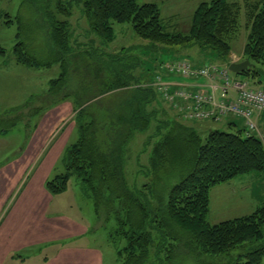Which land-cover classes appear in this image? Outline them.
<instances>
[{
  "label": "trees",
  "instance_id": "obj_1",
  "mask_svg": "<svg viewBox=\"0 0 264 264\" xmlns=\"http://www.w3.org/2000/svg\"><path fill=\"white\" fill-rule=\"evenodd\" d=\"M78 2L91 31L104 45H110L116 38L114 24H131L138 37L160 50L197 47L213 51L225 61L232 55L231 39L238 32L242 13V7L230 0L203 2L193 14L189 31L178 33L166 30L161 9L154 3ZM60 8L65 16H71L69 9L63 5ZM245 14L249 33L244 58L253 67L240 76L256 79L264 75V1L246 2ZM69 28L68 22L54 23L48 31L60 56L58 64L64 62L70 49ZM15 52L17 63L24 67L51 66L40 63L24 43L17 45ZM5 54L0 46V56ZM106 70L84 69L91 74L86 73L82 79L80 99L88 96V83L107 81ZM76 71L81 69L71 73L63 69L60 78L50 82L45 96L32 98L15 112L22 114L29 110L35 116L64 102L71 96L68 89L71 77L78 75ZM147 78L149 74L146 79H137L132 73L126 76L124 69H113L111 84L100 87L96 97L86 98L78 111L79 141L67 151V173L48 181V192L60 195L68 190L71 178H77L83 194L92 199L98 219L104 223L116 221L110 239L114 243L125 242L118 252L121 264H179L181 240L171 222L186 233L185 246L191 254L206 264H219L211 259L229 256L248 246L255 247L227 264H262L264 204L248 216L216 225L208 222V216L213 188L242 176L264 174V130L262 138L246 135V127L237 134L211 131L203 140L179 115L169 116L156 90L143 87L142 83L152 81ZM257 85L264 89L263 83ZM35 102L39 106H34ZM167 107L172 111L170 105ZM14 127L15 120L10 126L4 120L0 123V134ZM148 132L151 133L141 155H146L149 164L145 168L139 165L132 176L127 171L130 141L135 134ZM155 139L158 141L152 144ZM134 177L151 182L134 185ZM172 178L175 184L170 183Z\"/></svg>",
  "mask_w": 264,
  "mask_h": 264
},
{
  "label": "rangeland",
  "instance_id": "obj_2",
  "mask_svg": "<svg viewBox=\"0 0 264 264\" xmlns=\"http://www.w3.org/2000/svg\"><path fill=\"white\" fill-rule=\"evenodd\" d=\"M211 0H140L139 4L154 3L157 4L162 12V17L165 19V23L168 31L187 33L190 29L189 17L192 12L200 3L210 2ZM258 0H251L255 2ZM231 3H237L242 7V13L240 18V26L238 32L231 39L232 55L236 54L241 56L243 49L247 43L248 30L246 27V14H245V2L244 0H230ZM60 5H63L71 13L70 17L63 14ZM179 17L182 24L178 27H173L170 24L173 18ZM68 22L70 25V49L64 55L62 64H58L57 50L54 49L53 42L48 36L50 25L54 23ZM50 24V25H49ZM114 30L116 38L110 45H104L99 37L91 31L88 21L83 17L81 12V5L78 0H0V46L5 49L6 54L0 56V123L5 120V123L10 126L11 123L16 122V127L7 131V137L0 142L1 145H10L16 147L17 150L24 145L25 140L28 142L31 140V145L38 147L43 142H46V146L51 149L53 146L54 155L59 151L61 156L59 157L56 165L51 170V179L54 180L57 176H61L67 173L66 168V155L68 149L77 144L79 141V129L80 121L78 117V111L82 103L86 100L97 96V92L103 88L104 84H111V74L113 69H124L126 76L132 73V76L137 79L148 77L155 80L156 75L160 72L158 68L163 65L175 63L183 58L187 60H201L200 64L212 63L218 66H225L229 64L232 59L225 61L221 59L215 52L209 50H201L197 47L190 49H175V50H160L158 46L151 44L138 37L131 24H114ZM52 31V30H51ZM20 43H24L28 47L29 53L38 59L42 64H50V67L40 68V70L34 71L35 74H41L42 77L38 79V84L28 85L20 75L15 74L14 69H28L22 65L16 63L15 47ZM177 51H184L178 53ZM201 54V57L197 54ZM35 69V68H31ZM63 69L72 70L81 69L76 71L73 78L70 79V86L68 94L71 96L66 98L62 103L56 106L47 108L42 113L33 116L29 110L15 112L16 109L24 105L22 100V92L25 90H32L34 92L35 87L46 86L53 80H58L63 72ZM84 69H107L105 82H91L89 87V93L86 98L79 97L80 85L82 79L86 78ZM135 69V70H134ZM157 69L159 71H157ZM149 70V73L147 72ZM264 70V69H263ZM25 71V70H20ZM93 71V70H92ZM141 77V78H140ZM234 81L248 84L254 89H263L259 87L257 83L264 84V75L261 74L256 79L231 74ZM93 74L92 78L93 79ZM147 78V79H149ZM115 81V80H114ZM143 85V83H142ZM44 86L43 92L47 89ZM31 88V89H30ZM40 92V89H39ZM166 111L169 112V116L174 117L178 115L174 110L170 109L162 103ZM34 106H39V103H34ZM8 115L4 118V115ZM59 120H61L59 122ZM180 120L185 122L190 127L198 131L199 136L205 140L207 135L211 131H221L226 133L237 134L240 132L241 125L229 126L226 123L234 122L237 118L230 116L225 123L214 122H195L186 121L182 114H180ZM55 125V127H53ZM264 122L260 124V128L264 130ZM153 131V130H152ZM1 132V131H0ZM151 132L146 134L137 133L132 138L129 144V161L127 163V171L132 176L138 171L139 165L142 168L148 166L149 162L146 155H141L143 147L145 145L146 138ZM48 139V140H47ZM158 141V139H155ZM6 142L7 144L3 143ZM44 144V143H43ZM53 151L51 153H53ZM5 156V154H4ZM149 157V156H148ZM42 175L50 174L47 166L44 170H39ZM250 174L242 176L239 179L251 177ZM260 175V174H259ZM235 180L231 184H224L215 187L211 191V205L210 214L208 216V222L210 224H219L222 222L235 220L242 218V216H248L252 214L256 208L261 206V202H254L252 207L247 206L248 209L234 208V201L238 204V195L236 199L233 197L230 185H236ZM170 183L175 184L176 181L172 178ZM151 180L146 178L132 179V184L142 186ZM238 183V182H237ZM77 178L73 177L69 183L70 194L65 198H58L51 209L53 213L65 214L66 216L77 219L78 216L88 226V237L78 239L80 243H90L97 246L102 250L105 257V264H121L118 252L125 247V242L114 243L111 241L110 236L116 229V221L110 220L108 223H104L98 219L95 212V207L92 199L86 197L79 185ZM172 184V185H173ZM170 186V185H165ZM72 193V194H71ZM161 194L162 191L160 192ZM217 199V202L215 201ZM253 203V202H251ZM171 228L175 230L181 243L178 248V262L179 264H206L203 260H198L185 246L188 243V238L185 232L171 222ZM177 230V232H176ZM63 232L57 231L54 235V239L50 242L61 243L62 240L70 241L71 237H63ZM67 233H65L66 235ZM48 243V244H49ZM53 247V246H52ZM255 246H248L241 248L229 256L218 258L216 261L219 264H227L235 261L236 258L248 252ZM49 251V250H48ZM264 264V260L262 262Z\"/></svg>",
  "mask_w": 264,
  "mask_h": 264
},
{
  "label": "crops",
  "instance_id": "obj_3",
  "mask_svg": "<svg viewBox=\"0 0 264 264\" xmlns=\"http://www.w3.org/2000/svg\"><path fill=\"white\" fill-rule=\"evenodd\" d=\"M263 1L258 0L255 2ZM244 2H251V0H244ZM197 7L192 10L189 23H191ZM170 19H172V21H169L173 27L182 24L178 16ZM163 20L165 23L164 18ZM177 52L182 53L184 51ZM201 54L203 55V53L197 54L198 57H201ZM230 58L232 61L223 68L231 63L240 64L245 62L244 49L241 56L236 54V57L231 55ZM183 60L187 59L183 58ZM190 62L195 69L215 65L212 63L200 64L201 60L198 59ZM158 69L160 70L161 67ZM158 69L157 71H159ZM14 70L15 74L26 80L28 85L31 83L37 85L39 83L38 79L42 80V75L34 72L40 69ZM20 70L25 71L22 73ZM164 79L173 83L190 84V89L194 92L200 89H203V91L208 89L206 88L208 82L202 78L186 80L172 76ZM49 84L50 82L46 83V86L44 85L47 89L45 92H43V85L40 88L35 87L34 92L33 89L22 92L21 99H25L24 105L34 97L45 96L49 91ZM172 110H174V107H172ZM174 111L180 116L178 110ZM228 118L219 123H225ZM257 120L260 128V124L264 122V113L259 115ZM226 124L229 126L241 125V130L245 129L244 121L239 118ZM7 135V133L0 134V142ZM43 141L40 146L34 147L31 145V140L28 142L26 139L24 145H21L18 150L16 147L0 144V264H105L104 253L100 248L90 243L77 242L78 239L87 238L89 233L87 224L79 216L74 219L65 214H52L51 209L54 202L58 198H65L70 194V189L68 188L66 192L60 195H52L48 192L46 184L50 181L51 173H53L51 170L55 161L57 165L61 154L59 151L54 155V146L48 150L46 142ZM3 143L7 144L6 142ZM52 151L53 153H51ZM46 166L50 174L42 175L41 172L39 173V170H44ZM235 180L227 184H231ZM239 180L236 185H230L233 197L236 199V195H238V198H240L238 204H236V200L234 201V208L248 209L252 207L254 209V202L259 201H262L260 206L262 207L264 204V174L252 175ZM215 201L217 202V199ZM57 231L63 232L64 238L71 237L70 241L62 240L61 243L57 244L54 242L49 243L54 239ZM65 233L67 234L65 235Z\"/></svg>",
  "mask_w": 264,
  "mask_h": 264
},
{
  "label": "built area",
  "instance_id": "obj_4",
  "mask_svg": "<svg viewBox=\"0 0 264 264\" xmlns=\"http://www.w3.org/2000/svg\"><path fill=\"white\" fill-rule=\"evenodd\" d=\"M172 76L186 80L206 79L208 89L194 92L190 84L164 79ZM143 87L154 88L161 99L178 110L185 120L219 123L233 116L244 121L246 135L263 137L257 119L264 113V89L257 90L234 81L228 68L207 65L195 69L190 61L180 60L163 65L155 80Z\"/></svg>",
  "mask_w": 264,
  "mask_h": 264
},
{
  "label": "water",
  "instance_id": "obj_5",
  "mask_svg": "<svg viewBox=\"0 0 264 264\" xmlns=\"http://www.w3.org/2000/svg\"><path fill=\"white\" fill-rule=\"evenodd\" d=\"M252 67L253 65L250 63V61H245L240 64L231 63L228 68L229 71L232 72L233 74L242 75Z\"/></svg>",
  "mask_w": 264,
  "mask_h": 264
}]
</instances>
